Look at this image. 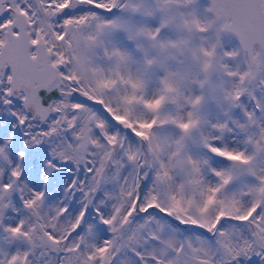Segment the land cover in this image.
Masks as SVG:
<instances>
[{"label": "snow or ice", "instance_id": "6c2138e0", "mask_svg": "<svg viewBox=\"0 0 264 264\" xmlns=\"http://www.w3.org/2000/svg\"><path fill=\"white\" fill-rule=\"evenodd\" d=\"M0 264H264V0H0Z\"/></svg>", "mask_w": 264, "mask_h": 264}]
</instances>
